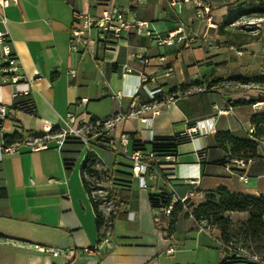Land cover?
Listing matches in <instances>:
<instances>
[{"label":"crops","instance_id":"1","mask_svg":"<svg viewBox=\"0 0 264 264\" xmlns=\"http://www.w3.org/2000/svg\"><path fill=\"white\" fill-rule=\"evenodd\" d=\"M110 1L17 0L5 11L13 51L30 85L0 86V103L11 110L17 100L31 99L35 112L17 108L0 126V147L16 148L0 151V264H224L235 253L225 248L219 228L182 212L169 233L171 217L152 208L150 194L173 188L188 197L192 210L219 187L264 197V137L250 132L252 117L264 112V38L238 25L241 10L258 0H211L208 20L197 17L192 3L114 0L128 20L149 22L163 37L178 31L186 39L160 46L147 29H133L106 44L93 29V42L73 51L74 12L98 13ZM184 85L191 86L182 93ZM158 93L164 97L157 99ZM69 113L101 122V144L87 149L105 169L97 148L125 159L114 166L125 181L120 187L129 193V211L112 227L97 228L80 166L65 167L59 134ZM198 123L205 127L179 138ZM16 132L25 134L24 141L6 144L5 136ZM221 133L256 140L258 156L238 165L246 159L233 158L229 146L216 143ZM122 135L129 136L127 155L136 144L180 139L176 155L156 156L161 175L148 179L147 189L133 177L130 160L116 153ZM225 217L239 224L249 214Z\"/></svg>","mask_w":264,"mask_h":264},{"label":"trees","instance_id":"2","mask_svg":"<svg viewBox=\"0 0 264 264\" xmlns=\"http://www.w3.org/2000/svg\"><path fill=\"white\" fill-rule=\"evenodd\" d=\"M258 6L251 5L243 8L241 15L247 17H264V0H258ZM264 82V77L259 79ZM191 85H184L180 87V91L185 93L189 90ZM178 89H173L171 92L176 93ZM164 93H158L157 99H162ZM23 102V101H19ZM256 101H252L255 103ZM236 104H245L244 101H239ZM16 110L18 107L16 103L12 107ZM35 112V111H34ZM33 112V113H34ZM251 123L254 127V137L260 139L264 137V112L255 114ZM52 129L51 132H55ZM43 135V133H41ZM25 139L24 133L16 132L13 135L5 136L6 144H13L16 141L23 142ZM181 139V138H180ZM180 139L165 140L158 139L149 145L136 144V147L142 150L146 155L149 152H154L155 155H176L177 145ZM225 142L227 143L225 145ZM216 143L227 149L233 158L239 159H254L258 156V144L256 140H240L235 138L231 133H221L216 137ZM148 147V149H147ZM84 145L81 141L74 137H67L62 149L64 164L67 169L73 168L78 162L83 153ZM148 150V151H147ZM99 161L98 155L92 149H88L82 163L80 165L81 177L90 200L93 204L96 214L97 228H108L114 225V222L125 216L129 211L130 196L127 189L120 187L116 180L118 177V170L116 165L112 169H105L103 171L105 182L107 184V196L113 204V211L106 218L104 211L100 207V201L94 196L88 176L97 173V164ZM125 182V181H124ZM172 202V197L169 192H160L159 194H150V203L152 208L160 209L164 213V208L169 206ZM188 203V201H187ZM185 205L181 202L174 204L171 217V225L169 233L174 229L176 220L180 213L184 212L185 216H189V212L185 209ZM227 212H247L249 218L242 223H234L231 219L225 217ZM192 214L197 221L207 220L209 225L220 229L221 237L224 243L230 241L239 242L241 239L242 248L250 254L261 256L264 260V197H254L243 193H233L226 187H219L216 191L208 196V200L192 210ZM254 244V245H252ZM224 264H259L247 257H241L233 254L227 257Z\"/></svg>","mask_w":264,"mask_h":264},{"label":"built area","instance_id":"3","mask_svg":"<svg viewBox=\"0 0 264 264\" xmlns=\"http://www.w3.org/2000/svg\"><path fill=\"white\" fill-rule=\"evenodd\" d=\"M17 0H0V86L3 85H19L21 83L25 85H30V78L26 73L23 72V67L18 56L15 54L12 48V39L10 32L7 28V16L6 9L13 4H16ZM192 3L196 7V15L198 18L209 19L211 16V6L205 0H171V4L174 6H183L184 4ZM73 28L71 30L70 45L73 51L77 52L81 45H89L93 42L90 33L93 29L96 30L97 40L103 43H109L111 39H116L121 37L124 32L130 30L141 31L142 29H147L148 34L155 37L160 46L170 45L174 42V38L178 37L179 40L186 39L185 36H178V31L170 33L167 37L160 36L151 30V25L149 22H138L128 20L125 13L115 4L112 0L105 5L103 10L98 13L85 12V11H75L73 16ZM210 27L214 26L212 23L209 24ZM163 59H165L163 57ZM145 62V61H143ZM170 68H166L167 74L170 73ZM29 89L27 90H17L14 92L13 97L18 99L21 95H27ZM16 106L18 108L24 109L28 112L33 113L35 111L34 103L31 99L19 102L17 100ZM255 106L258 107L259 111L263 110V102H257ZM15 115V110H9L8 107L0 103V126L3 121L9 117ZM65 129L59 134L61 140L60 143L63 144L67 137L71 136L82 142L85 148L91 146H98L101 144V137L106 134V131L100 130V121H94L89 118H84L80 115L74 113H69L64 120ZM109 125H113L110 123ZM204 124L198 123L197 126L192 127L190 132L183 133L179 138L191 136L197 134L199 130L204 128ZM52 128L49 127V131ZM251 133H254V127L250 129ZM192 138V137H191ZM129 136L122 135L120 140L121 149L117 150V155H122L128 158L131 162L132 175L135 179L140 182V187L142 189H147L148 179L155 180L161 172L156 168V155L154 152H149L146 155L142 150L136 148L130 155L126 154V148L129 145ZM47 147V146H44ZM0 151L2 152H16L14 146L1 145ZM172 157L171 162L176 163V158ZM238 165L244 166L247 160H236ZM167 173L165 174V176ZM241 179L247 181V177L242 175ZM172 197V202L169 206L164 208V215L170 216L177 202L183 203L185 209L189 214L193 216L192 209L187 203L188 197H181L172 188L169 192ZM226 249L241 257H247L259 264H264V260L258 255L250 254L242 247L235 246L233 241L229 243H224ZM170 253L174 252L173 248L169 249ZM56 254V253H54Z\"/></svg>","mask_w":264,"mask_h":264},{"label":"rangeland","instance_id":"4","mask_svg":"<svg viewBox=\"0 0 264 264\" xmlns=\"http://www.w3.org/2000/svg\"><path fill=\"white\" fill-rule=\"evenodd\" d=\"M205 1L211 6V9H212L211 0H205ZM259 4H260V2L258 1L256 3H254L253 5L258 6ZM263 5H264V3H263ZM238 25H241L244 28L251 30L254 35H261V37L264 38V33L262 32V31H264V17H247V16H244L238 21ZM87 150H88L87 148H84L83 153L81 154L78 162L76 163V166L81 165L82 160H83L84 155L86 154ZM97 151L101 155L102 162L109 169H112L114 167V164L116 163V161L118 163L119 162H125V159L123 157H119L118 160H116L115 154L109 150L97 148ZM104 170H105V168L102 165L101 161L99 160L98 164H97V173L94 175L88 176L87 178L91 184L94 196L101 203L100 204L101 209L104 211V213L107 216H109V214L113 211V204L107 196V190H106L107 184L105 182V176L103 173ZM116 182L119 186L124 185V180L121 179L119 176L117 177ZM241 242L242 241L240 239L238 243L235 242V245L237 247H242ZM252 245H254V244H252ZM259 257H261V256H259Z\"/></svg>","mask_w":264,"mask_h":264}]
</instances>
